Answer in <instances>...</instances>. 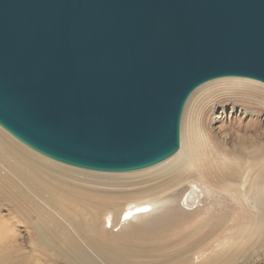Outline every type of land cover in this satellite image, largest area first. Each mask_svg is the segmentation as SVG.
I'll use <instances>...</instances> for the list:
<instances>
[{
	"label": "water",
	"instance_id": "obj_1",
	"mask_svg": "<svg viewBox=\"0 0 264 264\" xmlns=\"http://www.w3.org/2000/svg\"><path fill=\"white\" fill-rule=\"evenodd\" d=\"M223 77L264 83V0H0V126L55 161L160 163Z\"/></svg>",
	"mask_w": 264,
	"mask_h": 264
},
{
	"label": "rangeland",
	"instance_id": "obj_2",
	"mask_svg": "<svg viewBox=\"0 0 264 264\" xmlns=\"http://www.w3.org/2000/svg\"><path fill=\"white\" fill-rule=\"evenodd\" d=\"M227 78L201 85L209 84V90L181 118L180 137L189 128L195 129L196 161L160 174H153L154 165L137 171L101 172L128 177L124 186L32 161L0 139V264H264V230L238 219L242 213L231 203L232 209L227 206L219 211L218 196L204 183L214 182L226 167L237 164L236 158L225 155L218 140L211 142L203 132L211 98L252 97L257 105L260 100L258 93H233L219 83ZM224 104L225 110L215 105L207 123L215 127L218 139L222 126L244 125L251 118L239 106L230 113V106ZM218 116L223 121L214 123ZM260 117L264 122V113ZM0 130L9 140L40 154L1 126ZM153 195L161 203L134 222L138 229L150 226L149 231L125 234L128 225L111 226L110 221L118 219L129 202L149 200ZM155 223L158 226L151 228Z\"/></svg>",
	"mask_w": 264,
	"mask_h": 264
},
{
	"label": "bare ground",
	"instance_id": "obj_3",
	"mask_svg": "<svg viewBox=\"0 0 264 264\" xmlns=\"http://www.w3.org/2000/svg\"><path fill=\"white\" fill-rule=\"evenodd\" d=\"M219 81V83H224L227 87H230V90L234 91L233 93H242V95L245 96L250 95L251 93H258L260 100L257 105L253 103L252 97L243 100H241V97L230 99L229 101L220 99L214 100L211 98V101L208 107H206L204 113L205 117L202 125L203 132L211 142L218 140V144L223 149L225 155L227 157H233L234 159L236 158L235 160L237 164L226 167V170L223 171V173H221L217 177V180H214V182L210 181L208 183H204L207 188L209 187L218 196V202L221 204L219 211H224L227 209V206L229 209H232L230 207L231 203L242 213V215H238V219L244 220L243 222L245 223L253 222L255 224L253 225L255 230L259 228L264 230V122L260 117L261 114L264 113V83L255 79L243 77H230ZM208 85L209 84L198 87L191 94L183 110L184 113L182 116L184 118L187 117L188 113H190L189 109H191L190 107L193 101L195 103L196 101L201 100L203 93H206V90H209ZM241 89L247 92H241ZM225 102L231 108L230 113H233V109L239 106L240 111H243L244 114L250 113L251 118L244 125L239 124L235 127H231L229 125L222 126L220 128L221 139H218L215 134H213L215 127H211L207 123L209 120V114L213 111L215 105L218 104L223 110H225ZM221 121H223V117L218 116L214 123H220ZM194 130L195 129L189 128L185 133H182L178 150L169 158L152 166L151 168H155L152 171L153 174H160L176 166L188 164L191 160L196 161L198 158V150L196 148L195 138L193 137ZM0 139L8 142L11 147L25 154L30 160L41 162L45 165H49V167L51 166L52 168L54 166V168H59L68 172L72 171L75 173H84L86 177L91 176L105 182H113L116 187L124 186L125 183L130 180L126 176H116L115 174L109 173L103 175L101 172L97 174L98 172L91 173L89 172L90 170H74L75 168L73 169L61 166L53 160L40 154L33 153L13 140H9V138L3 134L1 130ZM200 176L204 178L206 175L204 173H200ZM219 193H221L220 195L222 197L219 196ZM223 194H226V197H223ZM156 197L157 195H153V197L149 200L129 202L119 216L117 214L118 219L112 218L114 220L110 221L111 226L115 223L120 225L121 229L123 226L126 227V225H128L125 229V234L131 232L144 233L149 231L150 226L138 229L134 222L140 217L151 214L153 207L161 203L157 201ZM172 223L169 224L171 225ZM242 223L240 225L244 224ZM157 226L158 224L155 223L151 228H156ZM244 227L246 226L244 225ZM122 235L123 233L121 236ZM111 238H113V236Z\"/></svg>",
	"mask_w": 264,
	"mask_h": 264
}]
</instances>
